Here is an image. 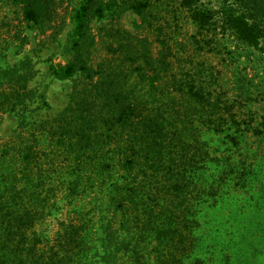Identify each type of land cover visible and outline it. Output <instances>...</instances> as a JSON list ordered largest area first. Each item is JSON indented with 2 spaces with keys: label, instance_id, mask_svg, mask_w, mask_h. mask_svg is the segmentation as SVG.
Segmentation results:
<instances>
[{
  "label": "rangeland",
  "instance_id": "rangeland-1",
  "mask_svg": "<svg viewBox=\"0 0 264 264\" xmlns=\"http://www.w3.org/2000/svg\"><path fill=\"white\" fill-rule=\"evenodd\" d=\"M104 1L108 5L103 17L89 22L88 62L98 74L92 80L81 74L58 80L50 66L71 59L72 15L82 0H55L52 17L40 28L24 20L20 4L0 0V67L29 58L36 68L29 86L42 94L28 104L23 118L0 113V162H8L17 177L26 170L21 152L33 136L38 139L37 162L30 175L42 184L30 186L17 208L31 213L17 235H22V248L33 251L26 264H264V53L242 46L228 30L220 32L221 0H199L202 8L216 12V41L211 49L204 44L206 37L197 34L181 0ZM142 1L149 4L143 17L130 8ZM204 35L209 37V32ZM160 39L167 45V66L161 69L154 63L160 69L155 91L135 68L142 66L143 73L154 74L142 56L145 52L157 58ZM100 79L134 102L175 99V110L169 108L165 115L186 149L201 157L194 178L207 199L193 200L198 223L192 233L157 209L151 218L131 210L128 200L124 212L117 207L127 194L123 186L134 176L121 165L123 127L108 128L97 119L98 137L83 163L55 134L56 119L62 113H78L71 109L77 110L81 99L93 103L100 117L111 115L103 105L105 97H98L93 88ZM188 83L232 105L240 124L230 130L237 137L236 145L223 134L210 136L212 132L199 120L202 112L195 99L173 89L175 84L186 90ZM255 127L259 132L253 131ZM115 182L122 187L119 192ZM71 226L78 232L73 233ZM167 228V240L160 242L159 232ZM175 228L178 232L172 233ZM68 233L81 241L82 250L67 239Z\"/></svg>",
  "mask_w": 264,
  "mask_h": 264
},
{
  "label": "trees",
  "instance_id": "trees-1",
  "mask_svg": "<svg viewBox=\"0 0 264 264\" xmlns=\"http://www.w3.org/2000/svg\"><path fill=\"white\" fill-rule=\"evenodd\" d=\"M11 1L21 5L24 20L37 28L49 20L54 12L55 0ZM107 5L104 0H82L81 5L75 10L72 15L74 23L70 46L72 56L65 64L50 66L51 73L56 79L68 80L76 74H81L92 80L98 74L88 62L92 46L89 22L93 18L103 17ZM148 5L146 1L133 2L130 8L143 17ZM181 5L186 9L190 20L196 24L197 34L206 37L203 38L204 44L209 45L211 49V44L216 41L213 32L217 25L213 19L216 12L202 8L199 0H181ZM218 14L221 17V33L228 30L242 46L264 53V0H221ZM206 32H209V37L204 35ZM159 43L161 50L157 58L145 52L142 56L145 65L152 68L154 74L143 73L142 66L135 68L139 72V77L148 80L149 87L155 91L157 88L154 81L160 69L156 70L154 63L161 69L166 68L168 55L165 41L160 39ZM35 74L36 68L29 58L0 67V113L11 112L23 118L28 104L42 98V94L29 86ZM187 85L186 90L175 84L173 89L195 99L198 110L202 112L199 120L209 128V132H212L210 136L220 137L223 134L233 145H236L237 137L230 130H233L231 126L237 130L240 124L232 113V105L221 102L218 97L213 98L208 90L192 83ZM93 88L98 93V97H105L103 105L112 111L111 115L100 117V113L93 111V103H89L86 98L79 100L77 110L71 109L78 113L69 116L62 113L56 119L54 131L61 139L60 142H63L69 150L76 152L75 158L79 163H83V159L90 158L89 154L94 148L92 142L98 137L95 135L98 132L97 119L108 128L114 125L123 127L126 131V139L121 165L134 176L123 186L127 194L122 195L117 207L124 212V200H128L132 203L131 210L142 211L151 218L156 217L157 209L158 214L167 217L171 222L176 219L181 227L189 228L188 232L192 233L198 223L196 219L198 211L192 210V206L194 202L207 199L194 178L201 157L195 151L186 149L187 144L181 138L179 131L165 115L169 108L175 110V99L157 98L153 100V104L147 101L134 102L124 91H116L112 84L102 79L96 81ZM225 113L229 115L228 119ZM229 121L231 124H228ZM225 123H227L226 129L223 127ZM246 125L249 126L247 123ZM252 129L256 133L259 132L258 127ZM37 142V137L33 136L31 142L21 152V159L26 168L21 173L22 178L14 174L7 166L8 162H0V264H26L27 256L33 254L32 248H22V239L20 240L22 235L19 238L17 236L18 232L20 235L22 229L26 227L31 213L26 210L18 212L17 208L22 203L25 193L30 192V186L39 188L42 184L40 180L37 181L30 175V167L35 161L37 162L35 148ZM75 188L74 186L73 190ZM121 188L115 182V191L119 192ZM70 230L73 233L78 232L76 226H71ZM169 230L170 228H167L159 232L160 242L167 240ZM171 232L177 233L178 230L175 228ZM71 235L68 233L67 239L82 250L81 241H75L76 238H71ZM116 249H119L118 246ZM15 253H20L21 256L12 257ZM22 254L25 257H22ZM83 255L85 256V252L82 253V259Z\"/></svg>",
  "mask_w": 264,
  "mask_h": 264
}]
</instances>
